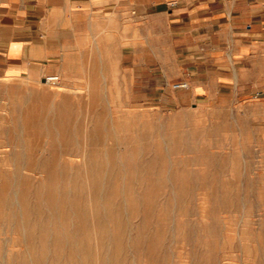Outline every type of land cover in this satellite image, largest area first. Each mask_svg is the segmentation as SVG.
<instances>
[{"label":"rangeland","instance_id":"374dc122","mask_svg":"<svg viewBox=\"0 0 264 264\" xmlns=\"http://www.w3.org/2000/svg\"><path fill=\"white\" fill-rule=\"evenodd\" d=\"M72 73L0 81V264H264V61L194 104Z\"/></svg>","mask_w":264,"mask_h":264},{"label":"crops","instance_id":"0c3cea01","mask_svg":"<svg viewBox=\"0 0 264 264\" xmlns=\"http://www.w3.org/2000/svg\"><path fill=\"white\" fill-rule=\"evenodd\" d=\"M260 61L264 0H0V81L117 69L142 100L194 104L248 96Z\"/></svg>","mask_w":264,"mask_h":264},{"label":"built area","instance_id":"2783aa9c","mask_svg":"<svg viewBox=\"0 0 264 264\" xmlns=\"http://www.w3.org/2000/svg\"><path fill=\"white\" fill-rule=\"evenodd\" d=\"M189 85L188 83H176V84H173V89L174 90H184V89H188Z\"/></svg>","mask_w":264,"mask_h":264},{"label":"bare ground","instance_id":"6f19581e","mask_svg":"<svg viewBox=\"0 0 264 264\" xmlns=\"http://www.w3.org/2000/svg\"><path fill=\"white\" fill-rule=\"evenodd\" d=\"M53 79H56V78H49V80H53ZM238 235V234H237Z\"/></svg>","mask_w":264,"mask_h":264}]
</instances>
